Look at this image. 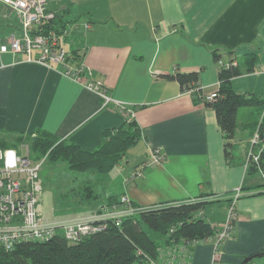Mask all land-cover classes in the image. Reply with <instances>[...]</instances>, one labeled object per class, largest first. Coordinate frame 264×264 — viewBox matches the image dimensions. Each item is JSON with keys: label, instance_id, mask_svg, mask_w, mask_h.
<instances>
[{"label": "crops", "instance_id": "0c3cea01", "mask_svg": "<svg viewBox=\"0 0 264 264\" xmlns=\"http://www.w3.org/2000/svg\"><path fill=\"white\" fill-rule=\"evenodd\" d=\"M47 3L49 9L58 11L68 30L64 41L70 65L82 66L83 73L74 79L62 73V64L50 68L27 60L23 52H0V142L46 131L84 149L96 148L104 130L114 129L126 119L113 103L103 106L98 92L87 86L100 82L113 99L133 111L131 118L141 134L115 166H127L120 193L98 200L94 212L108 197L123 194L142 207L201 198L218 200L221 216L210 222L216 226L224 220L228 200L240 189L231 236L220 246L222 261L240 264L244 257L263 251V180L260 175H248L244 166L255 110H238L232 139L234 163L228 164L214 110L194 101L176 80L163 75L196 72L201 93L210 94L218 83L213 52L232 51L238 60L255 57L252 70L231 79L232 88L262 96L264 0ZM15 14L0 2V45L19 36ZM71 20L78 22V28L71 26ZM154 147L161 148L166 159L145 165ZM113 169L101 179L110 182ZM212 252L210 242L194 245L191 264H211ZM247 264H264V256H254Z\"/></svg>", "mask_w": 264, "mask_h": 264}, {"label": "trees", "instance_id": "16d2710c", "mask_svg": "<svg viewBox=\"0 0 264 264\" xmlns=\"http://www.w3.org/2000/svg\"><path fill=\"white\" fill-rule=\"evenodd\" d=\"M54 11L55 18L42 25V32L54 30L63 33L66 29L58 11ZM213 55L218 65V83L212 100H207L201 93L202 87L197 82L196 72L174 71L163 76L176 80L182 91L192 89L194 101H202L214 110L223 132L225 160L228 164H233L232 139L238 110L244 107L255 110L251 129L253 134L264 108V94L256 96L239 93L231 86L233 77L253 69L255 57L238 60L232 51L222 53L216 50ZM261 125L264 127V115ZM140 134L137 122L133 118H126L120 126L104 130L100 144L91 150L46 131L19 135L12 142H0V146H17L24 142L28 144L34 161L48 158L53 162H65L69 169L77 172L91 170L98 175H105L121 161L127 149L137 143ZM258 166L264 169V149L260 153L258 164L252 161L246 173L253 175L252 173L259 172ZM88 192V196L97 197L91 188ZM200 196L203 197L204 194ZM114 197L116 196L108 197L106 203L118 199ZM217 201L200 198L148 206L135 215L122 218L119 224L109 222L105 229L85 235L76 242H69L62 234H56L46 241L19 242L11 250L0 247V264H150V261L157 260L161 243L173 244L211 235L215 227L202 218V208L206 203ZM143 226L154 231L157 237L149 236Z\"/></svg>", "mask_w": 264, "mask_h": 264}, {"label": "built area", "instance_id": "2783aa9c", "mask_svg": "<svg viewBox=\"0 0 264 264\" xmlns=\"http://www.w3.org/2000/svg\"><path fill=\"white\" fill-rule=\"evenodd\" d=\"M2 5L15 11L20 20L19 36H12L5 44L0 45V52H23L27 60L40 63L46 67L62 64V73L78 79L83 73L82 66L72 67L69 63V53L65 48L63 33L54 30L42 32V25L56 16V12L48 8L47 0H0ZM78 28V22L71 24ZM87 28V24H83ZM37 29V30H36ZM37 50L36 55L33 51ZM220 64L221 61H218ZM87 86L96 90L102 99L103 106L120 108L126 118L130 119L133 111L125 103L113 99L102 87L100 82H90ZM190 95L192 89L186 90ZM215 91L205 94L207 100H212ZM264 108L260 113L259 123L249 139L245 152V169L253 161L258 164L261 151L264 149V127L261 125ZM152 158L145 165L163 163L166 159L159 147L151 149ZM41 161L32 160L27 143L17 146H0V247L11 250L15 244L25 241H46L56 234H62L69 242H76L85 235H90L105 229L109 222L119 224L121 219L141 212L145 207L137 206L123 194L116 201L102 204L97 211L89 216H80L68 220L47 222L41 217L37 208L41 192L39 168ZM263 180L264 169L258 166ZM240 194V189L226 205L224 220L214 226V232L202 239L181 240L178 243L159 246L157 260L150 264H191V250L198 243L210 242L213 245L211 264H224L221 257V244L231 236L237 214L234 202Z\"/></svg>", "mask_w": 264, "mask_h": 264}, {"label": "rangeland", "instance_id": "374dc122", "mask_svg": "<svg viewBox=\"0 0 264 264\" xmlns=\"http://www.w3.org/2000/svg\"><path fill=\"white\" fill-rule=\"evenodd\" d=\"M15 17L18 25L21 27L22 23L19 16L16 15ZM12 18H14V16H12ZM57 24H59L58 20ZM86 24L88 28L89 24ZM65 46L68 48L67 44H65ZM243 146L239 148L241 149ZM31 158L34 160L33 154H31ZM36 161H41L39 168L41 192L37 208L42 219L47 222L68 220L70 218L85 217L93 214V204H97L98 200L104 199L108 194L120 193L122 180L127 170V166L118 169L115 167L112 171L114 176L109 182L108 178L107 180L101 179L103 176L98 175L95 171L88 170L77 172L71 170L65 162H53L48 158H41ZM252 174L253 176L260 175L259 172ZM89 188L92 189L94 194L96 193L98 195V198L88 196ZM202 211V218L209 223L213 222L217 216H221L220 207L215 202L206 203ZM143 229L149 236L153 238L157 237L156 233L146 226H143Z\"/></svg>", "mask_w": 264, "mask_h": 264}, {"label": "water", "instance_id": "95a60500", "mask_svg": "<svg viewBox=\"0 0 264 264\" xmlns=\"http://www.w3.org/2000/svg\"><path fill=\"white\" fill-rule=\"evenodd\" d=\"M254 256H264V251H261L260 253H257L256 255H250L243 258L240 264H246L249 262Z\"/></svg>", "mask_w": 264, "mask_h": 264}]
</instances>
